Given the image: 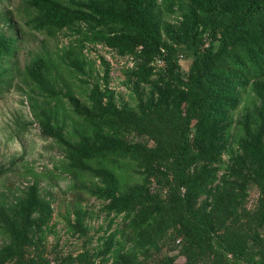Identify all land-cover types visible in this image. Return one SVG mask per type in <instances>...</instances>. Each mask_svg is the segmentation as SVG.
I'll list each match as a JSON object with an SVG mask.
<instances>
[{
  "label": "rangeland",
  "instance_id": "obj_1",
  "mask_svg": "<svg viewBox=\"0 0 264 264\" xmlns=\"http://www.w3.org/2000/svg\"><path fill=\"white\" fill-rule=\"evenodd\" d=\"M34 1L0 2V36L13 41L0 60V264H185V201L186 218L202 222L193 227L197 244L204 225L214 241L220 236L214 250L228 264H263L264 75L253 76L234 51L204 57L247 0H149L154 57L140 34L93 32L97 5L129 14L130 0ZM65 14L88 19L55 31L39 26ZM146 70L153 76L143 81ZM194 85L203 94L220 87L232 106L193 119ZM185 141L189 186L175 168ZM107 142L115 157L83 160ZM163 147L173 154L167 160L156 155ZM89 166L110 176L81 172ZM149 209L157 221L128 230ZM230 229L245 240L247 261L221 243ZM113 236L117 251L105 254Z\"/></svg>",
  "mask_w": 264,
  "mask_h": 264
},
{
  "label": "trees",
  "instance_id": "obj_2",
  "mask_svg": "<svg viewBox=\"0 0 264 264\" xmlns=\"http://www.w3.org/2000/svg\"><path fill=\"white\" fill-rule=\"evenodd\" d=\"M2 0H0L1 2ZM212 0H202L203 4H208ZM130 7L134 8L135 12H129V14L125 13L117 4H113L110 7L96 6L94 8V13L91 14L92 17H100L102 20L99 22L96 19H90L91 22L95 24V29L93 32L95 33L97 29H114L120 30L122 32H130L136 33L143 36V42L146 43L145 55L147 57H154L157 55L159 50V45L154 44V38H151L146 34V28H150V24L153 22L157 24L155 17L151 16V12L155 10V7L150 5L149 0H130ZM37 3L33 0L31 6H35ZM32 13L35 14L31 9H29ZM137 12V16H135ZM42 19H37L35 23L43 22L44 14H38ZM207 15L213 16L212 11ZM135 17V18H134ZM76 19H88L85 17V14L78 16L65 14L61 17H53L49 22L42 23L41 27H44L47 31H55L54 29H65L71 27ZM40 29V27H38ZM42 31V30H40ZM217 32V31H215ZM220 44L216 46L212 44L209 48H207V53L205 54V63L210 61H215L221 58L227 51H234L241 54L244 59V63L250 65V70L252 71V75L255 77H262L264 75V0H247L244 8L237 13L235 16L229 18L226 26L221 30L220 34ZM91 38H87L90 40ZM111 41V40H109ZM114 46H120L127 50L128 52H133L135 50L136 45L125 44V42H114ZM13 49V41L7 39V37L3 34L0 36V60L4 58H8L12 55ZM167 59V58H166ZM233 62V63H237ZM236 65V64H235ZM236 69H240L241 65L236 66ZM153 74L151 71L146 70L145 73L140 76L143 81H147L152 78ZM196 90L195 98L196 101L193 106V110L191 112V117L193 119H200L201 121H206L214 117L216 113L228 109L232 106L229 103V100H224L226 97V93L220 88H210L206 93H202L200 87L193 86ZM264 114V110H263ZM189 141H185L180 147L181 155L178 157L177 164L175 168L180 173V184L183 186H189L188 177L185 175V170L183 167L189 163ZM116 148L114 144L111 142L105 143L103 148L100 151H86L82 153L83 160L93 161L96 158H102L104 160L117 155L114 153ZM131 149H129L130 151ZM158 159L167 160L171 155H173L168 149L165 147L161 148L160 151L156 154ZM89 168L92 171H88V168L81 170V172H90L94 179H99L101 177H108L110 173L105 171H96ZM242 174V172H239ZM184 175V176H183ZM211 172L208 173V177H211ZM226 186L230 181L225 182ZM191 187V186H190ZM214 197L215 194H214ZM136 205H129L126 211L128 214H132L134 212ZM189 202L185 201L184 214L185 218L179 222L182 226L180 229L182 231H178V233L182 234L185 237V244L182 247V252L187 256V262L185 264H228L224 259V254L216 253L215 243L220 239V236H216L217 240L214 241L212 238V234L209 232L208 227L202 225V229L198 228L197 235L199 238V243L197 244L196 235L193 233V227H197L201 225L202 222H191V220L186 217L190 216L188 212ZM198 216L201 214H197ZM138 218V216H137ZM133 221L128 226V230L133 232H137L140 230H146L150 223L153 221L155 223L157 221V217L154 216V211L152 209L147 210L143 213L140 218ZM79 224L82 223L81 216L78 215ZM220 221L223 218L219 217ZM194 220H196L194 218ZM191 229V230H190ZM234 231L230 229L228 232L224 242H221L225 245L226 251L228 253H232L235 258L239 260L247 261L245 258L246 255V242L243 240L240 242V235L237 233H233ZM114 239L113 236L108 240L106 244V248L104 253L108 254L110 251L114 253L117 251L113 250L114 247ZM215 242V243H214ZM215 258H217L215 260ZM116 264H122L117 261ZM144 264V263H143ZM163 264H171L167 260L163 262ZM264 264V263H263Z\"/></svg>",
  "mask_w": 264,
  "mask_h": 264
}]
</instances>
